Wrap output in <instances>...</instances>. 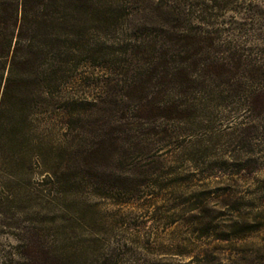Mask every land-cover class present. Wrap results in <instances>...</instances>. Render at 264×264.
<instances>
[{
	"label": "rangeland",
	"instance_id": "obj_1",
	"mask_svg": "<svg viewBox=\"0 0 264 264\" xmlns=\"http://www.w3.org/2000/svg\"><path fill=\"white\" fill-rule=\"evenodd\" d=\"M94 1L86 104L51 180L28 179L38 264H264V0ZM175 32L203 38L214 76L191 109L146 114L133 80ZM12 243L0 230V255Z\"/></svg>",
	"mask_w": 264,
	"mask_h": 264
},
{
	"label": "trees",
	"instance_id": "obj_2",
	"mask_svg": "<svg viewBox=\"0 0 264 264\" xmlns=\"http://www.w3.org/2000/svg\"><path fill=\"white\" fill-rule=\"evenodd\" d=\"M100 12L94 0H0V230L14 238L1 249L0 264H38L35 233L20 225L31 207L28 179L35 174L43 175L41 183L51 180L73 112L86 104L72 87L78 67L99 48L87 22ZM201 39L167 35L177 47L168 51L162 45L154 55L158 61L133 80L145 97L139 111L191 109L185 95L214 76L215 62L199 60Z\"/></svg>",
	"mask_w": 264,
	"mask_h": 264
}]
</instances>
